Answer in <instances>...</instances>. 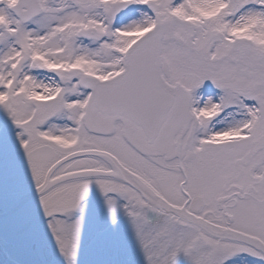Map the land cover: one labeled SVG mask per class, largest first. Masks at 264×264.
I'll return each mask as SVG.
<instances>
[{
	"label": "snow or ice",
	"instance_id": "snow-or-ice-1",
	"mask_svg": "<svg viewBox=\"0 0 264 264\" xmlns=\"http://www.w3.org/2000/svg\"><path fill=\"white\" fill-rule=\"evenodd\" d=\"M0 264H264V0H0Z\"/></svg>",
	"mask_w": 264,
	"mask_h": 264
}]
</instances>
